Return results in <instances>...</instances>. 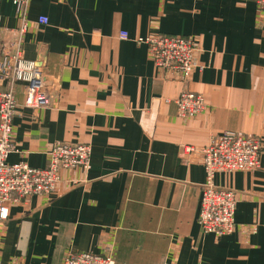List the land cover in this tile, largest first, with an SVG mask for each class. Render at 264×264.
<instances>
[{
	"label": "crops",
	"instance_id": "0c3cea01",
	"mask_svg": "<svg viewBox=\"0 0 264 264\" xmlns=\"http://www.w3.org/2000/svg\"><path fill=\"white\" fill-rule=\"evenodd\" d=\"M27 12L24 56L41 64L52 98L24 106V84L16 85L9 161L44 167L54 144L70 142L92 146L91 166L62 170L54 194L8 203L0 259L63 264L87 251L115 264H264V13L256 3L31 0ZM22 23L15 0H0V44L12 47ZM156 34L196 38L190 78L157 68L136 41ZM184 90L205 98L193 117L179 115ZM224 132L259 136L263 150L259 168L216 174L238 199L235 231L218 236L199 222L204 165L182 148Z\"/></svg>",
	"mask_w": 264,
	"mask_h": 264
},
{
	"label": "built area",
	"instance_id": "2783aa9c",
	"mask_svg": "<svg viewBox=\"0 0 264 264\" xmlns=\"http://www.w3.org/2000/svg\"><path fill=\"white\" fill-rule=\"evenodd\" d=\"M31 0H15L20 17L21 36L13 46L0 44V80L6 88L0 91V227L9 216L8 203L31 195L54 194L61 181L64 169H84L91 166L92 146L85 143L59 142L49 151V162L44 167H34L26 161L10 162L9 156L16 152L13 118L17 112L16 85H24V106L44 108L51 104L52 86L41 64L28 60L22 48V35L27 29V11ZM258 10L264 13V0H253ZM38 22L47 24L49 19L40 16ZM126 39L128 32H120ZM145 43L154 65L171 71L182 80H187L196 66L198 43L192 36L156 34L136 37ZM180 116L193 117L206 108L204 96L196 91L184 90L175 100ZM263 139L259 136L224 132L215 135L201 147L186 144L182 157L198 154L206 170L203 185L199 222L205 233L218 236L235 231L237 194L234 189L220 187L215 183L216 174L254 170L261 165ZM0 264H8L0 259ZM63 264H115L111 255L82 251L69 254Z\"/></svg>",
	"mask_w": 264,
	"mask_h": 264
},
{
	"label": "rangeland",
	"instance_id": "374dc122",
	"mask_svg": "<svg viewBox=\"0 0 264 264\" xmlns=\"http://www.w3.org/2000/svg\"><path fill=\"white\" fill-rule=\"evenodd\" d=\"M182 92H183V91H182ZM182 92H181V93H182ZM181 93H180V94H181ZM222 236H223V235H222Z\"/></svg>",
	"mask_w": 264,
	"mask_h": 264
},
{
	"label": "bare ground",
	"instance_id": "6f19581e",
	"mask_svg": "<svg viewBox=\"0 0 264 264\" xmlns=\"http://www.w3.org/2000/svg\"><path fill=\"white\" fill-rule=\"evenodd\" d=\"M173 35V34H172ZM190 78V77H189Z\"/></svg>",
	"mask_w": 264,
	"mask_h": 264
}]
</instances>
